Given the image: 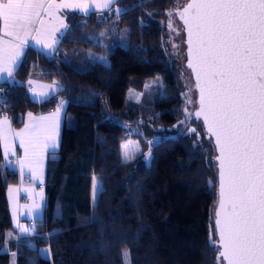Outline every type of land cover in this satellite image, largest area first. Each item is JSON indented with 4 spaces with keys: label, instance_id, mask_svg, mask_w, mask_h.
<instances>
[{
    "label": "trees",
    "instance_id": "16d2710c",
    "mask_svg": "<svg viewBox=\"0 0 264 264\" xmlns=\"http://www.w3.org/2000/svg\"><path fill=\"white\" fill-rule=\"evenodd\" d=\"M174 4L116 0L110 9L68 11L54 52L27 46L0 84V114L13 127L25 113L65 104L59 148L46 161L42 216L28 221V235L12 225L6 188L20 176L0 146V264H217L208 244L210 232L217 239L215 152L190 117V85L171 49ZM31 79L62 88L35 101ZM126 138L149 142V159L123 158Z\"/></svg>",
    "mask_w": 264,
    "mask_h": 264
},
{
    "label": "snow or ice",
    "instance_id": "6c2138e0",
    "mask_svg": "<svg viewBox=\"0 0 264 264\" xmlns=\"http://www.w3.org/2000/svg\"><path fill=\"white\" fill-rule=\"evenodd\" d=\"M115 2L105 0L100 7L110 9ZM174 2L176 11L168 15L183 21L187 67L199 91L194 115L202 118L218 152L219 201L210 225L217 239L210 232L208 244L218 253L217 264H264V0H191L182 11L181 0ZM88 7L68 0H0V78L12 77L29 37L54 49L58 29L51 24L67 27L57 15L62 8ZM59 112L58 107L56 115L39 119L29 112L31 123L19 132L7 117L0 119L5 157L15 154L19 138L21 168L27 164L33 175L42 170L45 150L57 147ZM18 227L21 233L30 231ZM40 251L47 256L50 249Z\"/></svg>",
    "mask_w": 264,
    "mask_h": 264
},
{
    "label": "crops",
    "instance_id": "0c3cea01",
    "mask_svg": "<svg viewBox=\"0 0 264 264\" xmlns=\"http://www.w3.org/2000/svg\"><path fill=\"white\" fill-rule=\"evenodd\" d=\"M59 2L60 0H57V3ZM68 2L73 3V4L83 3L89 7L87 11H81L79 8H62L60 12L57 13V15L62 18L63 23L66 26L67 24H66L65 15L68 11L77 10L83 13H87L90 11H101L100 5L103 4L105 0H68ZM51 27L58 29L55 32V38L57 42L54 45V49H48V48L43 47L41 44L36 43L35 40H33L31 37H29L28 46H32L46 53L47 55H51L54 52L61 35L64 33L66 29L64 27H60L58 21H53V23L51 24ZM26 48L27 47H25L24 52ZM21 58L18 62V65L21 61ZM10 78L7 77L5 74L4 78H0V84ZM30 81L32 83H29ZM30 81H28V85H30L29 87L30 96L35 101H42L45 98L56 94L62 88V86L54 80H44V79H34L33 80L31 79ZM57 108L44 111V112H40V113H32V116L36 119H39L40 117H48L50 115H56ZM59 108H60V112L58 113L59 134L57 137V147L55 149L48 148L45 150L44 157H43L42 170H37L36 175H33L32 172L29 171L27 164H25L24 168L22 169L21 165L17 162L18 160H21L24 158V149L20 146L19 138H17L15 141V148H14L15 154L13 155L9 153L7 157H5V154H4L3 141H0L3 163L16 167L18 170L19 176H20L19 183L10 184L6 188V199L8 203L10 217L12 220V225L16 229L18 236L30 234L31 227L28 221H31L36 218H40L42 216L43 206H44V201H45V193H44L43 185L46 180L45 178L46 161H47L48 155L50 153L57 151L59 148L62 123H63L64 113H65L64 102L62 106L60 104ZM4 117H7V116L4 114H0V119H3ZM8 120L10 121L9 118ZM29 123H31V120L28 116V113H25L22 119V124L19 127H13L11 124V128L19 132L25 127L26 124H29ZM18 226H23L25 228H28L30 231L28 233H21L20 227ZM12 263H14L13 257H12Z\"/></svg>",
    "mask_w": 264,
    "mask_h": 264
},
{
    "label": "rangeland",
    "instance_id": "374dc122",
    "mask_svg": "<svg viewBox=\"0 0 264 264\" xmlns=\"http://www.w3.org/2000/svg\"><path fill=\"white\" fill-rule=\"evenodd\" d=\"M183 0H181V3H182ZM102 5V4H101ZM98 6V5H97ZM101 9L100 10H104L106 8H103V7H100ZM173 8H176L175 7V4L173 6ZM169 23L171 22V28L169 27V31H168V34H169V40H170V43H171V46H173V51L174 53L177 54L178 58H180V67H181V70H182V74L184 76H186L188 78V73L187 71L184 69L183 67V53L184 51L182 52L183 50V46H182V38L180 36V34L176 31V28H177V20H176V17L175 15L173 16H169V19H168ZM128 98H130L131 100H138L139 98V94L138 93H134L132 95V93H130V91L128 92V95H127ZM149 142H145V141H140L139 139H136V138H126L124 139V141L122 142V156L123 158H125V145H128V152H129V155L132 157L136 156V157H140L144 160H148L149 159V156H150V149H149V145L148 144ZM95 188H96V185H94ZM95 188L93 187V192H95ZM92 192V193H93ZM94 194V193H93ZM44 255V254H43ZM45 256V255H44ZM10 264H13L12 262Z\"/></svg>",
    "mask_w": 264,
    "mask_h": 264
},
{
    "label": "water",
    "instance_id": "95a60500",
    "mask_svg": "<svg viewBox=\"0 0 264 264\" xmlns=\"http://www.w3.org/2000/svg\"><path fill=\"white\" fill-rule=\"evenodd\" d=\"M191 0H183L182 3H181V8L179 9L180 11L183 10V6H186L187 3H190ZM171 11H176V8H173L171 9ZM176 17V22H177V28H176V31L180 34L181 38H182V46H183V50L182 52L184 51L183 53V67L184 69L187 71L188 73V83L190 85V89H191V94H192V107H191V110H190V113H191V119L192 118H195V112L199 110V91L198 89L195 88V76L194 74H192L191 70L187 67V59H188V45H187V32L185 30V27L183 25V21L179 19V16L178 15H175ZM197 121H201L202 122V125H203V120L202 118L201 119H196ZM203 128H204V131H205V127L203 125ZM206 138L208 140H210L214 146V138H209L208 136H206ZM214 161L216 163V168H217V173H218V161L215 159V157L218 155V152L216 151L215 149V146H214ZM218 201H219V176H218V198H217V201H216V204H215V211L218 209ZM224 264H226V261H224Z\"/></svg>",
    "mask_w": 264,
    "mask_h": 264
},
{
    "label": "built area",
    "instance_id": "2783aa9c",
    "mask_svg": "<svg viewBox=\"0 0 264 264\" xmlns=\"http://www.w3.org/2000/svg\"><path fill=\"white\" fill-rule=\"evenodd\" d=\"M28 87H30V85H28Z\"/></svg>",
    "mask_w": 264,
    "mask_h": 264
}]
</instances>
